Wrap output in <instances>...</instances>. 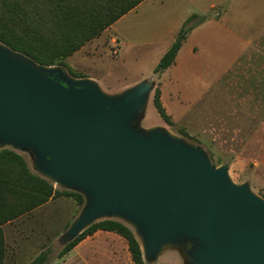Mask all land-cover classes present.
Wrapping results in <instances>:
<instances>
[{
    "label": "water",
    "instance_id": "95a60500",
    "mask_svg": "<svg viewBox=\"0 0 264 264\" xmlns=\"http://www.w3.org/2000/svg\"><path fill=\"white\" fill-rule=\"evenodd\" d=\"M155 76L108 94L0 42V149L30 153L36 174L84 196L62 249L93 224L118 220L146 263L177 249L186 264H264V198L203 146L138 127Z\"/></svg>",
    "mask_w": 264,
    "mask_h": 264
},
{
    "label": "rangeland",
    "instance_id": "374dc122",
    "mask_svg": "<svg viewBox=\"0 0 264 264\" xmlns=\"http://www.w3.org/2000/svg\"><path fill=\"white\" fill-rule=\"evenodd\" d=\"M191 1L207 5L213 0ZM189 3L152 0L116 23L119 36L114 25L82 49L78 56L85 59L74 56L66 64L74 73L96 79L106 93H121L155 75L158 58L167 47L160 34L180 21L177 11ZM207 16L203 35L198 31L189 35L178 62L155 76L171 124L156 110L154 91L138 127H163L203 146L216 166H230L234 182L249 184L264 198V4L214 0ZM177 36L172 34L174 40ZM24 155L31 162V154ZM52 202H65L69 214L79 213L72 199ZM67 219L51 223L50 243H36L33 254L51 247V258L59 259L62 247L57 239L71 223V217ZM147 264H186V258L177 249H167Z\"/></svg>",
    "mask_w": 264,
    "mask_h": 264
},
{
    "label": "trees",
    "instance_id": "16d2710c",
    "mask_svg": "<svg viewBox=\"0 0 264 264\" xmlns=\"http://www.w3.org/2000/svg\"><path fill=\"white\" fill-rule=\"evenodd\" d=\"M145 1L0 0V42L38 64L63 67L73 77L82 78L85 76L74 73L66 60ZM206 20V16L193 14L185 21L177 38L155 68L156 75L175 64L189 33ZM153 104L164 121L171 124L159 87L155 89ZM184 136L190 137L187 133ZM58 198L74 200L80 208L79 213L85 205L82 194L57 188L40 175L33 174L20 153L9 148L0 149V264H5L8 254L3 225ZM98 231L112 232L124 238L133 263L147 264L134 231L118 220H103L93 224L67 244L59 257ZM51 252L52 249L48 247L31 264H46Z\"/></svg>",
    "mask_w": 264,
    "mask_h": 264
},
{
    "label": "crops",
    "instance_id": "0c3cea01",
    "mask_svg": "<svg viewBox=\"0 0 264 264\" xmlns=\"http://www.w3.org/2000/svg\"><path fill=\"white\" fill-rule=\"evenodd\" d=\"M150 1L152 0H147L143 2L136 9L144 6ZM213 1L207 5H203L200 2L189 0L190 3H189L188 8H183L181 6L180 10L177 11L180 16L179 18L181 19L174 26L175 28L174 27L168 28L165 31L161 32L160 34L163 36V42L167 43V47L165 48L166 51H163L162 53L163 55H160V57L158 58L159 61L164 56V54L169 50V48L173 44V41H175L172 37V34H176V33L178 34L180 30L182 29L185 21L191 15L197 14L201 17L206 16L207 17L206 21L209 20V16H207V12L212 7ZM216 1H220V0H216ZM254 1L259 4H264V0H254ZM194 10H197L198 12H194ZM205 22H203L198 27H196L194 30H192L191 31L192 33L190 32L191 34L189 33V35L191 36L193 35V33L195 34V32L197 31L200 32L201 35H203L205 31V27H202V26ZM114 25H115V28H114L115 34L117 37L119 36L121 28H116V23ZM114 25L112 27H114ZM189 38L187 37V40ZM124 46L126 47L127 44L125 43ZM82 49L71 57L78 56L79 53L82 51ZM180 52L177 56L176 62H178V59L180 58V55L182 54ZM78 57L82 58L81 56H78ZM83 58L85 59L86 57H83ZM68 59L66 61H68ZM170 68L167 69L165 72L169 71ZM91 79L96 80L94 78H91ZM161 100H162V96H161ZM21 155L27 161L32 173L36 174L32 167L31 162L26 158L24 154H21ZM77 215H74V214L72 215V213L69 214V208L65 202H52L51 200L48 203L31 211L30 213H26L20 216L19 218H17L16 220L10 221L6 223L5 225H3L2 228L5 233V239H6V243L8 247V254L6 257L5 264H31L34 261V259L39 254H41L42 251L46 250V249H43L38 254H33L34 249H35V244L36 243H50L51 241V236L53 235L52 233L53 226L51 225V223L53 221L56 222V219L63 220V217L67 219L68 216L71 217V222H73L74 218ZM58 240L59 238L57 239V241ZM51 253L49 254L48 261L46 264H134L130 251H129V246H128L127 241L121 236L115 233H112V232H107V231H98L94 235L87 237L81 243H79L72 251H70L63 257H59V259L53 260L51 258Z\"/></svg>",
    "mask_w": 264,
    "mask_h": 264
}]
</instances>
